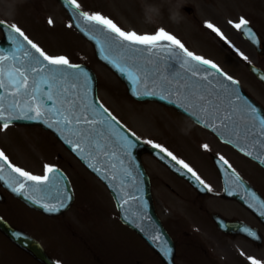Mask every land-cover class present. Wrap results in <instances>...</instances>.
I'll list each match as a JSON object with an SVG mask.
<instances>
[{"label": "snow or ice", "instance_id": "1", "mask_svg": "<svg viewBox=\"0 0 264 264\" xmlns=\"http://www.w3.org/2000/svg\"><path fill=\"white\" fill-rule=\"evenodd\" d=\"M68 3L70 6L75 5L77 9L81 7L77 3V0H68ZM79 15L90 24L101 25L107 32L114 34L106 36L108 46L117 52L120 59L127 65V68L120 67L119 71L121 73L127 71L128 78L134 86L139 84L140 80L133 72L128 71V68L146 72L154 82L159 80L166 90L182 94L187 104L195 111L203 113L209 123L215 120H222L225 128L233 136L250 138L259 143L261 148H264V140H259L255 135L257 129H259L261 135H264V118L257 114V109L245 105L253 123L242 126L238 121L233 120L234 113L231 111V96L234 94L238 95V89H229L222 81H215L213 83L212 80H209L210 75L221 74L219 73V69H217L216 73L210 71V68H217L214 63L188 51L179 39L162 28L157 29L155 34H138L135 31L122 30L111 19L99 13L90 14L85 11L80 12ZM51 23L52 21L49 20V24ZM247 23L248 21L241 18L240 22L235 24V27L240 29L242 25H247ZM0 24H3V22L0 21ZM206 26L212 28L214 31H218V29L213 28L211 23H208ZM9 30L18 33L20 37H23L31 45L32 49H35L36 53H39L37 57L25 48L22 55L28 58L26 64L16 55L15 51L12 52L11 57L6 55L0 56V91L11 90L8 93L14 98L11 109L19 106L20 102L15 98L21 95V90L24 96L23 103L29 105L28 111L35 112V116H29L25 112L24 115L28 119H39L44 115L40 108L51 101V105L46 111L52 117V124H55L61 131H69L71 136L75 137V140L71 138L66 140L67 143L75 145L72 149L73 151L79 150L80 152H84L85 149H88L89 156L106 155L108 145L102 142L106 139L114 140L109 130L115 122V117L111 116L102 105L88 103L86 92L81 95L78 85L81 77H84L85 84L87 83L88 74L80 69L79 65L71 64L65 57H52L45 54L15 24L11 25ZM95 30L98 31L99 29ZM247 32L252 34L250 28L247 29ZM12 39L13 43L17 44V49L23 47V45L16 41L15 36ZM162 41L170 43H162ZM41 57L48 65L55 67H45L41 62ZM9 59L13 63L6 65L5 62ZM165 59L170 61V63L162 70L161 65ZM193 61L195 63H192ZM60 66H66L68 69H79V71L66 72ZM205 66H210V68ZM164 71H168L170 76H165ZM29 76L32 78L31 85H29ZM226 79L231 80L232 84L237 83L230 76L226 77ZM135 91L134 87V94ZM37 95L39 96L40 106L32 108L30 100H36ZM3 99L4 96L0 95V121H4L3 128L6 129L9 117L5 115V112L9 111L10 113L11 109L5 108L2 103ZM226 111L229 112V115L222 116L221 114ZM52 124L49 126L51 127ZM213 130L215 131L216 129L213 128ZM152 146L160 148L162 152H167L166 149L158 144H153ZM202 147L207 148L208 146L203 145ZM246 154L250 155L251 153ZM167 156L171 157L177 164L182 165L188 172H191L201 184L204 183L189 165L177 159L171 152H167ZM220 159L225 164L228 163L223 157H220ZM0 160H3L13 172L17 173L20 177H24L26 181L33 182L35 185L54 186L60 182L61 177L59 175L50 179V174L58 173V170L50 165L46 164L44 166V175H34L12 165L8 162V158L3 152H0ZM89 166L99 172V169L95 168L94 165L90 164ZM112 167H115V165ZM229 167L231 166L229 165ZM3 170L4 165L0 164V172H3ZM13 179L15 180V178ZM0 180H4L3 175H0ZM237 180H239L238 176ZM9 186L17 194H24L26 187L23 182H19L17 186ZM39 190V188L33 189V191ZM25 198L28 199L30 197L25 196ZM64 198L66 199L67 197ZM124 202L128 203L127 200ZM43 207L46 211L56 210L55 207H49L48 205H43ZM154 240H159V237H154ZM164 243L165 246L162 247V254L168 257L171 255L172 249L166 246V241Z\"/></svg>", "mask_w": 264, "mask_h": 264}, {"label": "rangeland", "instance_id": "2", "mask_svg": "<svg viewBox=\"0 0 264 264\" xmlns=\"http://www.w3.org/2000/svg\"><path fill=\"white\" fill-rule=\"evenodd\" d=\"M77 1H82V6H84V0ZM86 1L91 2V0ZM181 1L192 6L199 22L205 24V28L202 29L200 23H194V21L186 15H179L181 17V25H187L189 30L192 31V34L196 36H193L192 40L190 41L191 45H189V47L191 49L196 48L193 45L194 43L202 45L204 44V47H209L207 51H205V48L204 50L201 49V51L196 50V53L202 58L209 60L215 65L225 69L229 74L241 82V84L245 87V90H247L262 104H264V87L252 79V77L244 70L243 66L236 61L234 58L235 55L232 53L233 51L235 54H243L248 60L256 64L258 63L264 68V58L258 59L253 48L244 42L235 29V24L239 23L241 18H243L244 20L251 22L252 25H254L260 31V33L263 34L262 39L264 41V0ZM133 3L135 5L132 4L129 10H132V8L136 10L135 7H141L142 9L148 8L147 0H135ZM110 7L112 9L119 10V7L116 4ZM136 13L140 16L144 15L143 10H139ZM7 14L9 15L6 16ZM104 15L108 14L104 13ZM109 15L112 14L110 13ZM131 15L134 16L135 14L131 12ZM128 19L129 17H127L125 20ZM131 19H134L137 25L132 27L131 25L127 26L126 24H122L119 27L125 31H135L138 34L154 33L152 23H147L146 20H141L138 16L133 18L131 17ZM0 20H6V22L10 23L16 21L23 23L28 22L29 24H26V30L36 35V43L38 44V47L47 55L52 57H61L62 55L59 53H67V59L69 62L82 60L89 63L101 78V83L99 84V94L104 98L102 99L100 97L101 102L104 105L112 104L115 108L120 107V110L116 112V110H113L109 108L108 105H106V107L110 109L112 113L118 116L122 121L125 120L128 122L132 128L136 127L138 129H142L141 122L139 121H142L143 119L148 120L149 117L150 120L155 118V112L162 113L163 110H161V108L155 103H135L127 96L124 85L115 76L108 73V71H106L105 68L93 58L94 53L91 46L82 40L79 35H76L70 28H68V18L55 0H25V3L23 0H0ZM49 20L52 21L51 24H49ZM121 23H123V21ZM208 23H211L213 28L218 29V31L208 28L206 26ZM199 28L201 31H199ZM223 44L226 45V48L223 47ZM82 61H79V63ZM233 66H235L238 70ZM241 70L245 71L243 73L248 75L250 78L241 73ZM121 104H128L127 106H131V109L135 110L137 113L131 114L127 107L121 108ZM129 104L132 105L129 106ZM136 104L146 105L139 106ZM152 114L154 115L151 117ZM150 128L152 127L147 125V129L149 131L147 132L148 135L146 134V136L149 139L150 136L158 137L157 129L153 128V130L150 131ZM25 132L26 130L23 129L11 128L4 132V134H1L0 139L10 145V147L7 148V152L12 160H15L16 162L18 161L19 163L27 166L26 169L28 170H34L38 173H42L40 171L43 169V163H50L51 161V153H46V150L41 149V154L39 151V156H35L30 153L33 159H30L29 157L27 158L26 151L29 153V148H37H34L35 145L32 143L31 137ZM29 143L31 144V147H29ZM21 147L23 150H25V152L21 150ZM31 151L35 152L34 150ZM17 152H23L25 154L21 153V156V154ZM62 155L68 158L65 152L62 153ZM69 160L72 163V167L70 170H68V173L74 178V181L81 183L79 180L81 178H84L82 179V182H85L86 179L88 180L89 177L83 172L81 166L75 161L71 159ZM244 167L247 170V174L249 176L252 175L255 180L260 179L261 182L264 181V174H259L257 170H254L256 169L253 168L254 166H251L250 168L249 166L247 167L244 165ZM89 180L92 185L88 184L86 186V184L83 183L78 185V194L80 195V200L77 204L75 212L79 211L81 208L80 206L83 205L85 200V212L82 214V220L75 214V208L67 215V218L71 223H74L79 228V230L83 229V232H80L84 235L83 238H90L92 241L96 240L97 238H101L103 241H106V244L111 250L114 251L116 248H119L121 256L123 254L129 255L134 249L133 243L134 239L136 238L125 228H123L117 221L115 217V209L110 196L106 194L100 185L96 184L92 179ZM49 232L50 229L46 230L45 235H54V233L49 234ZM62 243L63 241L59 244H61V246L66 245ZM100 249L101 248L99 246L95 248L94 256L97 254L100 255L101 252H103V249L102 251H100ZM244 250L247 254H252V259L255 261L254 263H264V247L261 249L251 248V250ZM230 253H232V256L229 255ZM223 254H227V256L230 258L225 264H234L233 261L238 255L235 251H228L227 253ZM102 255H106V253L103 252ZM218 256H221V258H219L220 260H222V258L225 259L221 253H219ZM110 257L111 256L109 255V258ZM77 264L82 263L78 261ZM222 264H224V261Z\"/></svg>", "mask_w": 264, "mask_h": 264}, {"label": "water", "instance_id": "3", "mask_svg": "<svg viewBox=\"0 0 264 264\" xmlns=\"http://www.w3.org/2000/svg\"><path fill=\"white\" fill-rule=\"evenodd\" d=\"M63 2V0H60ZM69 11L71 13L73 19H75L74 24L78 28L79 31H81L87 38L92 40L95 45L97 46L98 53L103 57V59L119 73L121 78L129 85L131 92L134 94L133 89L135 87V96L138 99H144V98H151L156 99L159 101H162L166 104H187L184 96L180 93L170 92L166 90L160 83L159 80H156L155 82L151 77L147 75L146 72H141L137 69L128 68V71L133 72L135 76H137L140 80V83L137 85H133L128 78L127 71L125 73H121L119 71L120 67H126L127 65L120 59V56L117 52L113 51L111 48H109L106 36H109L108 34L103 36L101 35L100 28L94 24H90L88 21H85L82 16L79 15V13L75 10L74 7L69 6ZM93 29V30H90ZM95 29H99L96 31ZM248 34V32H246ZM26 49L33 53L35 56H39L38 53L35 52L34 49L31 48L30 45L25 43ZM20 50V49H18ZM27 59H24V63H27ZM41 62L45 67H55L48 65L46 61H43V58L41 57ZM170 63V61H168ZM164 61L161 65L162 70L165 68L166 64L168 63ZM11 64V62L6 61L5 64ZM192 63H195L194 61ZM63 71L66 72H75L79 71V69H68L66 66H60ZM209 67L210 66H205ZM83 70V69H82ZM84 71V70H83ZM210 71L212 73H216L217 70L211 69ZM85 72V71H84ZM203 74V73H202ZM165 76H170L168 71H164ZM92 76V75H91ZM209 80H212L213 83L215 81H222L229 89H238V95H232V105H231V111L234 113L233 120H236L239 122L240 125H246L253 123L250 114L245 107L247 105L248 107H254L258 110L257 114L260 115L262 118H264V111L261 109V107L255 103L250 97H248L238 86V84H232L231 80H227L224 75L216 74L215 76H209ZM32 78L29 76V85H31ZM218 87V85H217ZM78 89L83 95L85 92L87 93V102L91 104H96L97 102L94 101L95 91H94V85L90 80V75L87 77V83L85 84V78L81 77L80 83L78 85ZM14 90V89H13ZM11 90H2L0 91V95L4 96V99L2 101L3 105L6 109H11V105L13 104L14 98L8 94ZM20 102L19 106L15 109H11V111L19 112V113H25L27 112L29 116H35L34 111H28L29 105L23 103L24 96L23 91L21 90V95L19 97L15 98ZM48 104H45L43 107L40 108V110L44 113L41 117L46 118L47 120H44V122L47 126L52 124V117L51 115L46 111L48 107L51 105V101L47 102ZM30 106L32 108H37L40 106L39 96L37 95V99L34 101L30 100ZM9 113V111H6L5 114ZM222 116H228L229 112H224L221 114ZM117 124V123H116ZM113 123L112 128L109 130L110 135L114 137L113 139H106L102 143H106L108 145V152L106 155L101 154L97 156H89L88 149H85L84 152H80L79 150L75 151V153L85 162L87 166L94 165L95 168L99 169V172L95 171L93 167H90L93 171L97 172L98 175L105 181L106 184L110 186L112 189L115 198L118 202H120V210L126 218L129 219V222L134 225V227L146 238H150L148 235V232H152L155 236H158V233H160V224L156 220V217L154 215L153 206L151 202L150 197V190H149V184L147 182V179L144 175L141 177H138L137 183L140 184V189H136L133 192L131 188L127 189L126 192H124V188H121V182L124 181V179H119V176L124 173L122 164H117L113 158V150L119 149L117 147V142L124 139H129L128 134L117 124ZM210 127L213 129L215 128L217 131L216 133H219V135L223 138L229 139L230 141H235L237 147L244 151L245 153H251L252 158L257 160L258 162H261L264 165V148L260 147V144L251 140L250 138H240L237 136H233L229 130L225 128V124L222 120H215L211 123ZM51 128L59 135V137L64 141V143L71 149L75 146L74 144H69L66 142L67 139L71 138L75 140V137L71 136V133L69 131H61L60 128H58L55 124H52ZM256 137L259 140H264V135L260 134L259 129H257V132L255 133ZM123 138V139H122ZM83 147V145H82ZM115 165V167H112ZM115 177V179H113ZM141 181V183H140ZM120 187V190H119ZM143 187V188H142ZM127 200L128 203H125L124 201ZM6 228V227H5ZM7 235H12V231H9L6 228ZM171 256V255H169Z\"/></svg>", "mask_w": 264, "mask_h": 264}, {"label": "flooded vegetation", "instance_id": "4", "mask_svg": "<svg viewBox=\"0 0 264 264\" xmlns=\"http://www.w3.org/2000/svg\"><path fill=\"white\" fill-rule=\"evenodd\" d=\"M152 5L154 8L158 10L160 9L161 11H167L170 7L173 6V0H160V1L153 0ZM197 141H199L197 144L198 146L201 144L202 146L207 145L208 147L207 148L202 147V150L197 155H195L197 159L190 165L193 169L202 171L204 176L208 178V181L211 180L216 185L217 180H216V169L214 165V157L219 156L225 159L226 157H228L229 159H231V162L229 163L232 164V161L235 160L236 155L231 149H229L226 145L216 140L211 134H203L200 136V138H198ZM207 158H208V164L206 162ZM178 180H179L178 183H165V190L168 191L169 193H175L177 188L190 190L189 185L185 181L180 179ZM174 184L179 186H175ZM219 199L224 204L228 205L231 203L230 200L225 199L221 196L219 197ZM26 258L31 259L28 255H26Z\"/></svg>", "mask_w": 264, "mask_h": 264}, {"label": "clouds", "instance_id": "5", "mask_svg": "<svg viewBox=\"0 0 264 264\" xmlns=\"http://www.w3.org/2000/svg\"><path fill=\"white\" fill-rule=\"evenodd\" d=\"M159 14V10L154 8V7H149L146 9V22L147 23H155V16ZM170 19L172 20L173 23H179L181 17L179 16L178 12H174L171 16Z\"/></svg>", "mask_w": 264, "mask_h": 264}]
</instances>
